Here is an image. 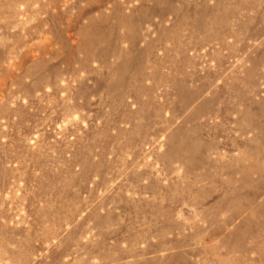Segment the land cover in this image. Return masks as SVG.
<instances>
[{"label": "rangeland", "instance_id": "1", "mask_svg": "<svg viewBox=\"0 0 264 264\" xmlns=\"http://www.w3.org/2000/svg\"><path fill=\"white\" fill-rule=\"evenodd\" d=\"M0 264H264V0H0Z\"/></svg>", "mask_w": 264, "mask_h": 264}]
</instances>
